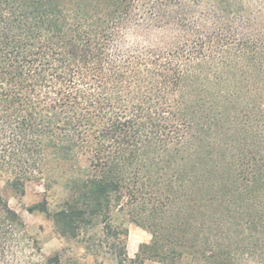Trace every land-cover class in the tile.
Listing matches in <instances>:
<instances>
[{"label": "trees", "instance_id": "16d2710c", "mask_svg": "<svg viewBox=\"0 0 264 264\" xmlns=\"http://www.w3.org/2000/svg\"><path fill=\"white\" fill-rule=\"evenodd\" d=\"M49 156L85 159L28 209L60 236L131 207L152 240L117 264H264V0H0V179L21 199ZM0 264H63L1 193Z\"/></svg>", "mask_w": 264, "mask_h": 264}, {"label": "rangeland", "instance_id": "374dc122", "mask_svg": "<svg viewBox=\"0 0 264 264\" xmlns=\"http://www.w3.org/2000/svg\"><path fill=\"white\" fill-rule=\"evenodd\" d=\"M199 15H203L206 22L210 21L209 13L205 8L197 10L195 16ZM176 38L177 31L171 26L163 29L157 27L147 29L132 25L125 33L126 43L148 46L162 45ZM84 161L85 159H76L72 162L70 159L49 156L48 159H44V174L27 184L23 198L18 199L12 195L6 187L5 179H0V193L23 218L30 236L38 241L45 256L61 252L63 264H117V255L121 246L118 243L126 244L131 254L134 252L137 254L140 245L149 244L152 240L146 228L132 222V216L136 214L133 213L131 207L113 211L107 226L100 224L91 227L77 239L60 236L52 221L45 214L31 213L28 210L43 200L47 201L50 211L58 209V206L71 196L68 181L74 175L81 174L79 169L84 167ZM141 217H143L142 220L145 219V216ZM143 264L162 263L145 261Z\"/></svg>", "mask_w": 264, "mask_h": 264}, {"label": "crops", "instance_id": "0c3cea01", "mask_svg": "<svg viewBox=\"0 0 264 264\" xmlns=\"http://www.w3.org/2000/svg\"><path fill=\"white\" fill-rule=\"evenodd\" d=\"M127 252H128V256L130 257V258H134L136 255V252H134L133 254H131V251H128V249H127Z\"/></svg>", "mask_w": 264, "mask_h": 264}]
</instances>
